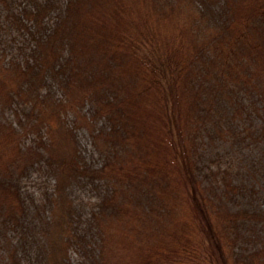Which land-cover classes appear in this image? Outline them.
I'll list each match as a JSON object with an SVG mask.
<instances>
[{
    "label": "trees",
    "instance_id": "trees-1",
    "mask_svg": "<svg viewBox=\"0 0 264 264\" xmlns=\"http://www.w3.org/2000/svg\"><path fill=\"white\" fill-rule=\"evenodd\" d=\"M217 92L264 111V0H0V264H31L21 181L52 163L98 188L96 238L56 221L45 264L68 247L81 264H264V208L206 158Z\"/></svg>",
    "mask_w": 264,
    "mask_h": 264
},
{
    "label": "rangeland",
    "instance_id": "rangeland-1",
    "mask_svg": "<svg viewBox=\"0 0 264 264\" xmlns=\"http://www.w3.org/2000/svg\"><path fill=\"white\" fill-rule=\"evenodd\" d=\"M229 96L227 92H217L213 96L212 110L214 120L217 119L218 124L212 129V138H205L206 158L212 162L213 167L230 169L236 181L242 184L244 193L241 199L238 198L239 205L253 204L264 208V111L259 109L260 103L256 102V97L252 94L242 92L232 95L233 100H229ZM74 140L75 143L78 142L77 147L83 149L87 159L90 158L93 149L90 135L81 130L77 132ZM59 142L57 145V141L55 145L59 146L58 151H62L58 156L65 157L63 153H72L71 142L67 145L65 143L68 141L61 137ZM95 156V159L99 158V155ZM62 170L63 168L58 170L55 163L44 165L21 181L24 193L33 199L34 205L29 213L32 228L27 234L28 246L32 253L31 264H45V260L50 263L48 255L53 252L46 251V245L49 246L50 241L47 236L56 240L60 236L58 222H65L69 215L73 219L70 231L74 234L75 227L79 226V230L76 228L78 234H82L83 229L86 232V239L95 243L96 237L87 233L86 219L97 202L99 190L81 178L65 177L60 173ZM63 176L67 181L61 186ZM51 231H54V235ZM77 249L68 247L67 262L70 261L71 264L83 262L84 251ZM51 261L53 262V259Z\"/></svg>",
    "mask_w": 264,
    "mask_h": 264
}]
</instances>
